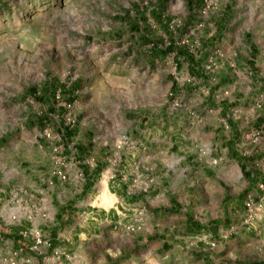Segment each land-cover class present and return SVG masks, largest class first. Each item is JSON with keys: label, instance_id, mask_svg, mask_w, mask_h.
<instances>
[{"label": "rangeland", "instance_id": "rangeland-1", "mask_svg": "<svg viewBox=\"0 0 264 264\" xmlns=\"http://www.w3.org/2000/svg\"><path fill=\"white\" fill-rule=\"evenodd\" d=\"M244 79L252 90L234 91L233 80ZM249 104L264 105V0H0V226L18 227L1 235L0 264H264L259 189L239 188L236 177L215 207L188 203L148 161L149 142L156 155L168 140L182 181L195 175L198 160L179 148L184 119L200 121L214 107L262 140L264 114L247 119ZM235 134L204 136L218 143L221 166L232 157L247 164ZM104 137L114 140L108 152L118 151V251L96 244L86 253L100 228L89 220L95 236H83V204L109 208L113 197L95 179L61 196L51 183L82 181L92 151L115 159ZM261 156L251 163L256 183H264ZM105 164L97 161L96 177ZM249 197L261 205L247 224ZM51 198L58 211L34 228L46 244L30 250L19 233L38 224Z\"/></svg>", "mask_w": 264, "mask_h": 264}, {"label": "crops", "instance_id": "crops-1", "mask_svg": "<svg viewBox=\"0 0 264 264\" xmlns=\"http://www.w3.org/2000/svg\"><path fill=\"white\" fill-rule=\"evenodd\" d=\"M237 81L233 80V84H236L233 86L234 91H236V87L237 89L243 90V93L252 90V85L249 83H245V79L243 80L244 85H241L239 87ZM150 92L144 96L147 103L146 110L147 107L148 109L154 110L151 105V103H153V100L151 96L152 94H150ZM108 99L111 98L108 97ZM93 100L95 101V98ZM98 100L101 101L102 99L98 97ZM259 106L261 108H257L254 104H249V107L246 108V115L245 111H242V115H245V117H247V119L249 120L262 116L264 114V105ZM222 109L223 108L220 107H214L211 116H203L201 120L197 122H190L184 119V123H186V125H184L183 129V138L185 139L184 141L186 143L182 142L179 148L184 151V156L186 159L198 160L199 168V171H195V175H189L188 179L184 182L182 181L181 177L179 176L178 170L176 169V163L172 162L171 160L172 157L169 150L171 146L169 144V141L167 140V147L163 145L161 148L156 150L158 152L156 155H153V140L149 142L150 146H148V149L150 151H148V153H150L152 156H147V158H151L148 159V161L151 162V167L154 168L157 166L163 170L161 176L166 178V182L168 184L165 186L166 188L168 187L171 190L175 191L185 189L187 191L185 199L188 200V203H190V199H200V203L202 204V206L210 205L211 207H215L217 198H219L220 196L224 198L227 194L226 187L223 185V183L227 185L229 184V182L227 181L230 180L233 182V179H235L236 177H239V182H241V187L239 188L243 190L247 189L248 192L252 190L251 188H254V190L259 189V191L264 194V191L260 189L262 181L258 183L253 181L255 180L253 178L255 174L253 172L254 170H252V168L254 167L251 165V163L257 159L258 155H262L260 157V162L262 163L261 170L262 172H264V135L262 136L263 139L259 140L258 137H253L251 133H248L247 129L241 131V127L245 128V125L242 124L244 123L243 119L240 120L241 124H239V122L236 120H230L229 122L228 120L223 119V121H221L220 119H218V114ZM105 124L106 127H109L108 122ZM113 124L114 123H112V126ZM246 126L248 127L249 125ZM219 127H221V129H219ZM208 131H210V133H214L217 136H225V140L234 137L236 135L235 133L238 131L242 132V135L238 137L240 138V140L242 139V142H240L238 146L242 149V151L240 150V153L245 156L243 158V161H245V159L247 158V164H245L244 166H239V161L231 156L233 158V161L229 160L230 162L224 166L219 165L217 148L214 147V144L216 143L218 145V143L216 141L208 142V138L206 139L204 137ZM102 142L103 145L106 146V153L116 154L115 159H112L111 155L107 156L106 158H103L102 156L100 157L97 153H95V151H92L89 155L83 156V158H85L83 160L85 162V165L83 166L84 168L82 170V173L79 174L77 172V175H80L82 177V181H78L74 178L68 179L66 181H61L60 177L57 176V181L51 183L52 186L53 184L54 186H57V196L62 195L61 191L63 189L72 190L73 188L78 187L79 185L77 183H80L84 188L86 184H89L94 179L96 180L94 182V185L96 186L98 185V183L101 185L103 184L102 186H104V184L107 185V190L109 191L111 198L113 197V205L109 206L108 208L102 203L94 204L92 203L91 198L85 201V203L83 204L84 210L82 216L86 220V222H84V225L82 226L83 236H89L88 238L95 236L91 231V224H88V226L85 224L89 223V220L98 224L100 228L99 235L96 239L98 241L95 240L92 243L88 244V246L86 245L87 248L90 249L86 253H90L92 249L95 250L96 244L100 245L104 249L111 247L114 253L118 251V162L116 160L118 159V151L108 152L109 147L112 148L114 144V140L112 137H104V140ZM240 153L237 152L235 157H240ZM133 154L138 155L140 160L141 152L139 151V148H137L133 152ZM104 159L106 160L107 164L102 167L101 171L98 172V176L96 177V174L93 173V168L97 164V161H103ZM239 168L241 169L240 171ZM98 187L100 188V185H98ZM52 190L55 191L54 187H52ZM219 193H222V195H220ZM263 194L259 195V198L264 196ZM54 202V199L51 198L50 201L43 200V202L40 203L37 211V217H39V222L37 221L38 224L35 225L33 223V227L32 229H29L28 233L27 231H25L24 233H19L20 236L30 238H20V240H27V242H23V246L25 245V247H29L30 250H35L34 246L36 244V240L33 232L35 230L34 228L36 226V228H38V226H41V221L47 219L48 215L54 217L56 211H58ZM261 211V216L264 219V203L261 206ZM79 213L80 211L74 212V214L78 215ZM196 217L198 218L199 216ZM17 221L19 220L16 218V221L13 220L12 222L15 223ZM17 229L18 227H15L14 225H10V227L0 226V238L2 234L5 236L7 235L5 234V232L8 233L7 236H10V234L13 235L14 233V236L17 235ZM76 231L78 230L76 229ZM15 253H19V250H17V252ZM23 260L25 261V259ZM6 262L11 264L12 260L10 262L7 260Z\"/></svg>", "mask_w": 264, "mask_h": 264}, {"label": "built area", "instance_id": "built-area-1", "mask_svg": "<svg viewBox=\"0 0 264 264\" xmlns=\"http://www.w3.org/2000/svg\"><path fill=\"white\" fill-rule=\"evenodd\" d=\"M57 98H60V95H57ZM48 135H50L48 133ZM264 189V183L260 185ZM260 203H256L253 199L250 197L246 199L245 201V218H244V223L250 224L252 221H254L257 218L258 212L260 210ZM13 218H16V216H13ZM34 237L36 240V244L34 246V249H38L41 245L46 244V242L42 241V234L41 231L39 230H34ZM11 264H17L16 261H12Z\"/></svg>", "mask_w": 264, "mask_h": 264}, {"label": "trees", "instance_id": "trees-1", "mask_svg": "<svg viewBox=\"0 0 264 264\" xmlns=\"http://www.w3.org/2000/svg\"><path fill=\"white\" fill-rule=\"evenodd\" d=\"M5 234H7V235H8V233H6V232H5Z\"/></svg>", "mask_w": 264, "mask_h": 264}]
</instances>
